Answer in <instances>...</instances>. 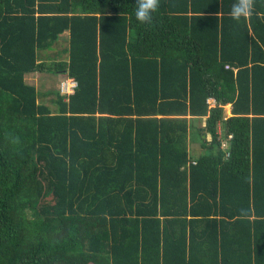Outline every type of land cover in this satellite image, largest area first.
I'll use <instances>...</instances> for the list:
<instances>
[{
  "label": "trees",
  "instance_id": "16d2710c",
  "mask_svg": "<svg viewBox=\"0 0 264 264\" xmlns=\"http://www.w3.org/2000/svg\"><path fill=\"white\" fill-rule=\"evenodd\" d=\"M135 2L0 0V264H264V0Z\"/></svg>",
  "mask_w": 264,
  "mask_h": 264
},
{
  "label": "clouds",
  "instance_id": "9594fccd",
  "mask_svg": "<svg viewBox=\"0 0 264 264\" xmlns=\"http://www.w3.org/2000/svg\"><path fill=\"white\" fill-rule=\"evenodd\" d=\"M135 17L140 23H151L153 15L159 8L160 0H136ZM254 0H234L231 7V17L240 21L254 11Z\"/></svg>",
  "mask_w": 264,
  "mask_h": 264
},
{
  "label": "crops",
  "instance_id": "0c3cea01",
  "mask_svg": "<svg viewBox=\"0 0 264 264\" xmlns=\"http://www.w3.org/2000/svg\"><path fill=\"white\" fill-rule=\"evenodd\" d=\"M54 46H52L50 49H48L46 52H43V57L45 58V59H47L48 58V60H51V59H55V58H57V59H67V57H68V54H67V52H66V48H67V46L69 45V31L68 30H66L62 35H61V37L59 38V40L56 42V43H54L53 44ZM39 73H41V72H32V73H28L27 75H26V80H27V82H29V83H31V84H34L35 85V83L37 82V80H38V78H40V76L39 77H37V75H39ZM63 74L62 75H64V77H66L65 79H67L68 77H70L69 75H68V73L67 72H62ZM35 74H37L36 75V77H34L35 76ZM62 81V80H61ZM61 83V82H60ZM37 87V86H36ZM227 106H229V113L227 114V115H230L231 114V105L230 104H228ZM226 106V107H227ZM226 109V108H225ZM200 121H202V123L203 124H200L199 122ZM205 118H201V119H198L197 120V125H199L200 124V126L202 125V126H204L205 125ZM211 137L209 136V139H210ZM190 144H189V146H190V149H191V154L193 153V152H196V153H198V149L200 148V150H201V147H200V143L199 142H197V143H194V141H190L189 142ZM199 147V148H198ZM201 152V151H200ZM200 152L197 154V155H199L200 154ZM196 155V156H197ZM194 156V155H193ZM195 156V157H196Z\"/></svg>",
  "mask_w": 264,
  "mask_h": 264
},
{
  "label": "rangeland",
  "instance_id": "374dc122",
  "mask_svg": "<svg viewBox=\"0 0 264 264\" xmlns=\"http://www.w3.org/2000/svg\"><path fill=\"white\" fill-rule=\"evenodd\" d=\"M51 60H53V59H51ZM62 74H63L62 72L61 73L42 72V73H39V75L35 74L34 77H36V75H37V77L40 76V78H38L35 85L37 86V89L39 90V92H41L44 95V96H40L41 100L50 101L51 99H54L56 97V94L58 91L61 92L60 82H61V80H64L66 78ZM47 92H49V94ZM50 93H52V94H50ZM226 113L227 114L229 113V106L226 107ZM199 123L203 124L202 121H200ZM197 151L199 153L201 151L200 148ZM198 153L193 152L192 155L196 156Z\"/></svg>",
  "mask_w": 264,
  "mask_h": 264
},
{
  "label": "built area",
  "instance_id": "2783aa9c",
  "mask_svg": "<svg viewBox=\"0 0 264 264\" xmlns=\"http://www.w3.org/2000/svg\"><path fill=\"white\" fill-rule=\"evenodd\" d=\"M77 86H78V81L74 77L70 76L67 79L61 81L60 83L61 94H63L67 99L70 94L75 92ZM208 102L211 105H214L216 103V100L214 98H209Z\"/></svg>",
  "mask_w": 264,
  "mask_h": 264
}]
</instances>
